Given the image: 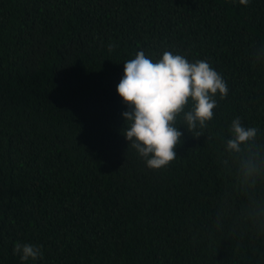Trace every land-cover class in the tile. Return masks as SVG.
I'll list each match as a JSON object with an SVG mask.
<instances>
[{"label": "trees", "instance_id": "trees-1", "mask_svg": "<svg viewBox=\"0 0 264 264\" xmlns=\"http://www.w3.org/2000/svg\"><path fill=\"white\" fill-rule=\"evenodd\" d=\"M140 51L228 86L159 170L123 137ZM236 118L258 129L238 155ZM0 264H264V0H0Z\"/></svg>", "mask_w": 264, "mask_h": 264}, {"label": "clouds", "instance_id": "clouds-1", "mask_svg": "<svg viewBox=\"0 0 264 264\" xmlns=\"http://www.w3.org/2000/svg\"><path fill=\"white\" fill-rule=\"evenodd\" d=\"M239 2L246 6L249 0ZM108 48L112 51L113 45ZM116 92L128 109L122 113L124 139L149 169L159 170L177 157L174 149L182 143L178 120L194 138L202 136L198 129L206 128L213 119L215 97L223 100L228 86L207 60L189 63L184 56L166 51L154 62L140 51L124 62ZM257 131L245 127L239 118L232 120L225 152L241 154L256 140ZM249 167L254 170L251 164ZM14 254H20L22 262L42 257L40 247L30 244H15Z\"/></svg>", "mask_w": 264, "mask_h": 264}]
</instances>
